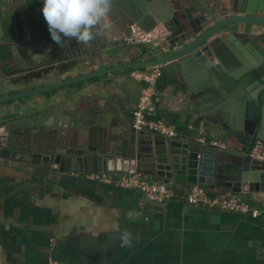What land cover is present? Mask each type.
Returning a JSON list of instances; mask_svg holds the SVG:
<instances>
[{
	"label": "crops",
	"instance_id": "crops-1",
	"mask_svg": "<svg viewBox=\"0 0 264 264\" xmlns=\"http://www.w3.org/2000/svg\"><path fill=\"white\" fill-rule=\"evenodd\" d=\"M111 19L109 14L105 23L110 25ZM122 31L112 27L107 40L114 42ZM138 62L143 61L127 58L99 69ZM132 71L93 78L79 88L87 90L95 83L113 79L115 96L127 107L137 105L142 85L131 79ZM70 75L39 81L37 88L76 77ZM75 93V85L50 89L32 96L28 106L16 112L26 113L22 117L31 112L39 116L43 123L33 130L36 146H43L37 133L48 132L63 139L60 145H66L63 149L70 161L67 173L47 171L50 167L30 170L25 177L4 171L5 176L0 178V264H47L49 258L59 264H264V219L189 205L181 198L187 190L179 186L171 187L179 200L158 204L135 191L90 182L87 174L127 175L137 162L127 159L130 142L124 138V129L116 127L109 105L97 98L94 118L87 121L72 111L78 104L73 99ZM86 96L82 94L80 100ZM155 104L157 119L171 126L176 138L198 134L199 140L209 137L217 145H226L221 134L206 135L216 128L195 115L194 103L166 76L157 84ZM108 135H115L123 144V157L109 167L103 165L100 172H91L86 160L88 150L95 146V140L101 142ZM76 152L82 157L80 163L75 161ZM12 184L21 185L12 189ZM224 195L235 196L228 192ZM25 196L29 197L22 198ZM238 197L264 206V194ZM118 229L132 232V247H118Z\"/></svg>",
	"mask_w": 264,
	"mask_h": 264
},
{
	"label": "water",
	"instance_id": "water-1",
	"mask_svg": "<svg viewBox=\"0 0 264 264\" xmlns=\"http://www.w3.org/2000/svg\"><path fill=\"white\" fill-rule=\"evenodd\" d=\"M191 1L113 0L115 4L118 2L119 15L138 25L143 31L148 32L158 24L170 32L174 31L171 40L145 47L153 58L151 61L99 69L129 58L130 49L125 42L107 40L112 27L119 24L120 17L117 16L111 19L104 33L88 46L79 45L74 38H63L65 45L62 47L54 44L58 63L53 66L54 73L51 77L69 73L70 76H76L75 78L38 88L33 92L1 98L0 105L12 99L75 85L76 93L73 99L78 101V104L72 106V111L79 118L83 116L87 121L94 118V103L98 98L109 105L110 114L116 119V127L124 129V138L130 142L126 151L127 159L137 162L136 168L130 170L128 174H139L148 182L160 183L167 187L179 186L185 190H189L193 185H199L214 195H224L227 192L235 196L264 194V162H258L250 156V150L256 142L264 145V61L241 64L232 62L222 55L219 63H212L208 58L209 52L217 54V50L215 51L213 43L209 42L215 29L205 31L206 28H201L191 19L187 9H184L185 2ZM37 2L43 7L42 0ZM197 3L203 5V0H198ZM244 4L246 10L243 13L250 17L247 23L264 25V20H252V17L264 13V0H246ZM193 8L192 6L188 10L192 11ZM150 66H162L164 76L194 103L195 115L216 128L210 129L206 135L221 134L226 145H217L211 142L209 137L202 142L198 134L166 139L135 131L132 115L137 106L133 104L127 107L122 99L115 96L113 79L95 83L87 90L79 88L81 83L93 78L114 76ZM46 78H48L46 74L42 73L34 80L43 81ZM18 84L20 82L10 81L3 86ZM85 93L86 98L80 100V96ZM12 107H8L9 113H6L4 108L0 109V121H4L0 128L5 124L8 127L5 133L4 130H0V178L5 176L8 170L25 177L29 171L28 166L40 167L45 164L44 159H39L34 164L28 156L22 157L19 153L13 152L12 147L19 142L4 141L6 136H13L15 119L26 114L15 113ZM37 118L36 126L39 127L43 122L39 116ZM77 123L80 124L79 121ZM76 130L78 131V127ZM52 141L54 150L57 151L63 139L54 137ZM94 143L95 146L88 150L86 158L92 168L91 172H100L103 165L109 167L113 161L123 157V144L115 135H108L103 141L95 140ZM75 156L79 158L75 161L80 163L82 157L77 152ZM68 161L70 160L57 155L49 166L54 172L67 173ZM20 185L9 186L16 189Z\"/></svg>",
	"mask_w": 264,
	"mask_h": 264
},
{
	"label": "flooded vegetation",
	"instance_id": "flooded-vegetation-1",
	"mask_svg": "<svg viewBox=\"0 0 264 264\" xmlns=\"http://www.w3.org/2000/svg\"><path fill=\"white\" fill-rule=\"evenodd\" d=\"M122 1L118 0V2ZM197 1L185 2L184 9H187V14L198 26L206 28L205 31L215 29L209 42L213 43L215 51L217 50V54L213 51L209 52L208 58L212 63H219L222 55L232 62L241 64L264 61V25L247 23L250 17L243 13L246 10L244 4L246 0H203V5H198ZM118 2L112 4L110 14L112 18L120 17L117 26L124 31L130 22L119 15ZM146 2L149 1L146 0ZM192 6L193 10H188ZM42 8L37 0L33 2L31 0H0V99L33 92L38 89L36 83L39 81L34 80L36 77L43 73L48 77L44 80H47L54 73L53 66L58 63L54 48L56 43L48 31ZM252 18V20L262 21L264 13ZM173 34L174 31H171L166 40H171ZM127 46L130 49L129 58L144 62L151 57L143 46L136 47L129 44ZM25 80L31 81L24 83ZM10 81L20 82V84L3 86ZM31 97L9 100L0 105V109L4 108L6 113H9L8 107L13 106V112H19L28 106V100ZM24 118H28L27 122ZM37 121L33 112L30 116L16 118L13 136H6L4 141L19 142L18 145L12 147V151L19 153L22 157L28 156L34 164L39 159H44V166H28L29 171H42L45 167H50L47 171H51L52 167L49 163H52L54 156L60 155L62 159L67 160L69 155L67 150L63 149L66 145L58 146V152L54 150L52 141L54 137L52 134L48 135V132L37 133L39 139L41 137L43 139L41 143L43 146L41 148H39L40 145L36 146V136L33 130H37ZM2 123L4 121H0V124ZM7 128L5 124L0 130H4L5 133ZM35 147L39 149L34 152Z\"/></svg>",
	"mask_w": 264,
	"mask_h": 264
},
{
	"label": "built area",
	"instance_id": "built-area-1",
	"mask_svg": "<svg viewBox=\"0 0 264 264\" xmlns=\"http://www.w3.org/2000/svg\"><path fill=\"white\" fill-rule=\"evenodd\" d=\"M169 36L170 31L160 24L145 32L138 25L129 23L126 30L122 31L119 37H114L113 39H120L131 46L146 47L153 43L164 41ZM163 76L162 66H150L131 72V79L142 85L137 107L132 115V125L137 132H146L166 139H173L176 137L173 128L157 119L156 87ZM200 141L203 142L204 139ZM250 156L258 162H264V145L256 142L250 150ZM86 176L93 183L115 187L123 191L138 192L148 201L154 203L162 204L172 200H179V196L174 193L171 187L160 183L148 182L138 174L110 175L107 173H91ZM181 198L189 205L217 209L221 210V212L246 216L255 220L264 219V206L253 205L238 196L210 194L199 185L191 186ZM47 264L59 263L49 258Z\"/></svg>",
	"mask_w": 264,
	"mask_h": 264
},
{
	"label": "clouds",
	"instance_id": "clouds-1",
	"mask_svg": "<svg viewBox=\"0 0 264 264\" xmlns=\"http://www.w3.org/2000/svg\"><path fill=\"white\" fill-rule=\"evenodd\" d=\"M113 0H44L42 14L52 40L64 46V38H74L79 45H90L108 28L105 21L112 10ZM118 247L130 248L133 234L118 229ZM137 242L139 237H135Z\"/></svg>",
	"mask_w": 264,
	"mask_h": 264
},
{
	"label": "trees",
	"instance_id": "trees-1",
	"mask_svg": "<svg viewBox=\"0 0 264 264\" xmlns=\"http://www.w3.org/2000/svg\"><path fill=\"white\" fill-rule=\"evenodd\" d=\"M148 1H150V0H148Z\"/></svg>",
	"mask_w": 264,
	"mask_h": 264
}]
</instances>
